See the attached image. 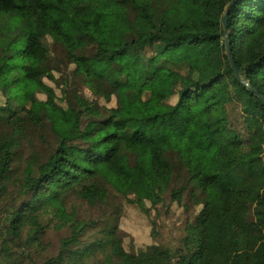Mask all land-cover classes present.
<instances>
[{
  "label": "trees",
  "instance_id": "1",
  "mask_svg": "<svg viewBox=\"0 0 264 264\" xmlns=\"http://www.w3.org/2000/svg\"><path fill=\"white\" fill-rule=\"evenodd\" d=\"M229 1L0 0V264H264V104ZM226 26L264 98V0Z\"/></svg>",
  "mask_w": 264,
  "mask_h": 264
},
{
  "label": "rangeland",
  "instance_id": "2",
  "mask_svg": "<svg viewBox=\"0 0 264 264\" xmlns=\"http://www.w3.org/2000/svg\"><path fill=\"white\" fill-rule=\"evenodd\" d=\"M143 51L145 52V54L151 55V58H153V54L155 51H153L151 48H146ZM181 86H182V78L180 76H174L167 81V83L165 84V89H166L167 93H172V92H175L176 90L180 89ZM84 90H85V93L88 94V89L84 88ZM46 133L48 134L47 130H46ZM255 137L257 138L258 136H255ZM262 156H263V160H264V146H263ZM24 157L25 156L18 158V161H22L24 159ZM170 161L173 164L174 168H176L179 164V160H178L177 156H175V155L170 157ZM190 189L191 188L188 185L187 190H190ZM184 207H186L189 210V212H193L195 210V206L191 203V200L188 197L187 193H184L182 195V205L179 206L178 209H176V213L179 211H182V213L184 214V212H186V211H184ZM183 214H182V218L177 223V226L179 229L182 228L184 217H186V214H184V215ZM129 218L131 220H133L134 225L137 227V229L142 230L145 227V220L142 217H140L139 215H137L135 212H134V214L129 215ZM134 230H136V229H134ZM134 242L138 243L139 241L134 239Z\"/></svg>",
  "mask_w": 264,
  "mask_h": 264
},
{
  "label": "water",
  "instance_id": "3",
  "mask_svg": "<svg viewBox=\"0 0 264 264\" xmlns=\"http://www.w3.org/2000/svg\"><path fill=\"white\" fill-rule=\"evenodd\" d=\"M234 2H235V0H230L227 3L225 11H224V13H223V15L221 17V24H222L223 30H224V43H225L226 56H227L229 65H230V67L232 69V72H233L235 78H237L242 84H244L246 86V88L250 92H252L255 95H257L259 97V99L261 100V102L264 104V98L262 96H260L255 89H253L246 81H244L242 79V77L239 74V71H238L237 67L235 66V64L233 62V59H232V56H231V53H230L229 44L227 42V26H226V23H227V14L229 12L230 7L234 4Z\"/></svg>",
  "mask_w": 264,
  "mask_h": 264
}]
</instances>
